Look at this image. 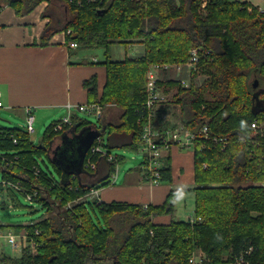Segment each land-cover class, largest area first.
<instances>
[{
	"label": "trees",
	"instance_id": "16d2710c",
	"mask_svg": "<svg viewBox=\"0 0 264 264\" xmlns=\"http://www.w3.org/2000/svg\"><path fill=\"white\" fill-rule=\"evenodd\" d=\"M43 1L0 0V9L10 4L22 15ZM48 1L43 16L50 22L43 42L70 29L68 40L79 47L106 49L100 62L106 68L103 91L100 94L96 75L85 81L88 102L117 105L121 121L100 125L73 116L71 124L62 123L58 130L54 124L61 120L51 124L40 143L22 128L0 127V175L37 191L39 204L47 209L41 220L28 225L33 234L41 230L36 236L43 243L38 253L29 248L20 256L0 252V264H189L199 249L208 257L203 264H225L250 247L251 261L264 264V135L253 133L251 127L256 119L264 121V13L248 2L231 0H207L206 6L204 0H84L82 6L76 0ZM130 43L143 44L144 54L123 60L111 57L112 45ZM194 47L200 50L202 85L193 82L184 88L166 76L162 85L166 91L167 85L178 86L174 99L181 105V122L198 135L195 186L172 190L164 203L148 207L92 198L101 180L100 161L109 163V178L124 157L109 161L98 154L92 169L85 165L88 151L85 170L79 174L56 161L54 147L64 134L93 126L101 134L110 129L111 146L138 150L142 125L136 110L146 99L150 65L188 61ZM203 126L212 138H226L224 149L221 143L205 144L199 133ZM12 134L20 136L18 144ZM42 153L58 176L43 170L36 158ZM169 153L163 157L161 182L171 181ZM2 155L17 156L14 165L5 167ZM189 191L195 194L194 214L202 222L194 226L187 220L153 222L158 215L173 213L175 202ZM17 193L21 192L9 189L12 201H18ZM83 197L72 209L67 207Z\"/></svg>",
	"mask_w": 264,
	"mask_h": 264
},
{
	"label": "crops",
	"instance_id": "0c3cea01",
	"mask_svg": "<svg viewBox=\"0 0 264 264\" xmlns=\"http://www.w3.org/2000/svg\"><path fill=\"white\" fill-rule=\"evenodd\" d=\"M231 1L248 2L252 6L262 7V0ZM48 5L49 1H43L32 12L22 15L10 4L0 9V90L5 103L2 109L24 118L25 107L33 106L36 115L40 111L48 115L55 114L56 122L67 115L68 108L72 105L74 110L72 117L81 118L74 105L88 102L85 81L96 75L101 94L106 82V68L100 63L102 60H98L97 56L90 53L96 49L68 46L65 31L58 32L46 43L43 42L44 29L50 22L49 17L43 16ZM122 48L119 51V59L122 60L144 54L143 44H123ZM130 50L133 53H129ZM121 114L120 107L115 104L108 105L104 109L100 123H119ZM106 133L108 149L122 148L111 146L110 129H107ZM168 155L172 169L171 181H163L156 185L145 180L141 166L131 168L121 182L119 176L115 179L108 178L109 163L102 159L101 180L95 184L96 192H93L92 198L106 203L117 201L160 205L166 201L172 190L193 188L195 186L193 152L174 147ZM91 179L92 177L90 181ZM102 181L109 182L101 185ZM190 200L194 201L195 210V194L189 191L175 202L173 213L158 215L153 222L169 224L172 220H187L194 211L185 214L182 206L177 207V202L185 204Z\"/></svg>",
	"mask_w": 264,
	"mask_h": 264
},
{
	"label": "built area",
	"instance_id": "2783aa9c",
	"mask_svg": "<svg viewBox=\"0 0 264 264\" xmlns=\"http://www.w3.org/2000/svg\"><path fill=\"white\" fill-rule=\"evenodd\" d=\"M67 1L72 3L75 0ZM76 1L80 6L84 4V0ZM102 1L103 0H85L86 3H101ZM203 6H205V4H203ZM258 9L261 13H264V7H259ZM65 32L67 36L72 34L70 29ZM68 46L77 48L79 45L75 40H68ZM129 48H131V46ZM210 51L211 50H209V52ZM189 54L190 58L188 61H185L186 65L191 70L196 71L198 70L200 62V50L199 48L194 47L190 50ZM181 64L182 62L178 61L175 63H156L150 65L147 75L146 99L136 110L138 112V122L142 125V142L138 148V150L144 154L141 168L146 181L153 185L161 182L163 157L168 151L174 147L186 149L193 153L195 151V143L198 135L196 132L186 128L182 124L181 119H179L181 115L180 103H176L174 99V106H172L170 93L169 91H166L165 86L162 85V83H166L167 81L162 74L164 72L172 71V68L175 67L177 69L175 70L176 73L180 75V70L182 68ZM179 81L184 88H188L191 85L188 77L183 76ZM4 106L3 93L0 90V108H4ZM106 106L98 102H86L74 105V108L80 113L95 116L100 121L103 117ZM73 111L72 105H70L67 115L61 119L60 122L54 124V130H58L62 123L71 124ZM24 119L26 121L25 125L22 127L24 133L31 138V140L36 141L32 138V136L37 133V115L33 106L25 107ZM251 127L255 130L254 133H261V135H264V125H260L257 119L251 123ZM208 131L209 129L207 126H203L199 131L205 144L207 141H211L210 145L206 144L207 146H215L214 144L221 143V146L224 149L228 143L226 138H212ZM11 137L14 144H18L20 136L12 134ZM89 151L90 155L88 157V163L85 164L88 168L96 167L94 158L97 157L98 154L104 155L109 161L116 159L115 156L107 151L103 134L95 139ZM15 158H17V156L13 158L5 155L1 156L4 166L7 168L14 165ZM117 168L118 165L115 172L112 174L113 179L118 177ZM10 188L24 194L29 203H39L37 191L30 192L26 188L21 187L20 181L15 182L0 175V189L8 192ZM72 189L73 187L70 188V190ZM77 189L78 188H76V190ZM93 192H96V189L92 190L91 195H93ZM85 197L69 202L67 207L72 209L73 202L77 203ZM3 202V195L0 190V204ZM148 205L149 204L144 206L148 207ZM187 221L191 226H194L196 223L202 222L203 219L202 217H197L195 214H192L188 217ZM29 224L32 223L23 224V227L19 229H16L15 227L10 229L7 228L8 225L1 223L0 225L4 226H0V252L9 253L10 255L15 256L14 253H19L21 255L25 249L29 248L32 254L38 253L39 248L43 246V243L37 241L36 236L41 234V230L35 229V233L33 234L28 227ZM253 252V247H250L236 256L232 261L225 264H254L250 259ZM205 261H208V257L202 249H199L193 253L189 260V264H203Z\"/></svg>",
	"mask_w": 264,
	"mask_h": 264
},
{
	"label": "rangeland",
	"instance_id": "374dc122",
	"mask_svg": "<svg viewBox=\"0 0 264 264\" xmlns=\"http://www.w3.org/2000/svg\"><path fill=\"white\" fill-rule=\"evenodd\" d=\"M48 1V0H47ZM140 1V0H138ZM206 0L203 1L202 4L207 5ZM262 7H264V1L261 2ZM206 9V8H204ZM207 11V10H206ZM69 15V14H68ZM70 16V15H69ZM67 31V30H66ZM123 44H115L110 47V54L113 59H119L120 53L119 51L122 48ZM125 47V46H124ZM106 49L104 48H96V50L90 51L92 55L97 56L98 60H103L105 55L104 52ZM144 51V50H143ZM129 53H133V51H129ZM144 53V52H143ZM141 56V55H140ZM134 57V56H132ZM182 68L180 70V75L176 73L177 70L175 67L172 68L170 72H164L162 75L169 78L172 81H179L181 77L185 76L190 79V83L195 82L197 86L202 85V81L205 78V75L202 73V69L199 65L198 70L194 71L191 70L187 65L186 62H182ZM168 76H167V75ZM194 76V78H193ZM180 83V81H179ZM166 85V83L164 84ZM169 88L171 104L174 106V96L177 92L178 86H170L167 85ZM166 88V86H165ZM54 116L55 114H45L43 111L37 113V122L36 128L37 133L32 136L33 139L36 140L37 143L41 142L42 137L45 135L47 128L54 123ZM79 116L83 119H86L88 122L100 124V121L92 115H87L85 113H80ZM180 119V118H179ZM26 121L22 116H17L15 113L9 112L5 109L0 108V127L3 128H22L25 125ZM260 125H264V121H259ZM254 129L252 128V132L254 133ZM105 144L107 140V133H104ZM61 141V140H60ZM58 140V142H60ZM56 145V144H55ZM107 151L110 152L113 156H122L124 157L123 162L118 164L117 173L120 177L119 182L123 181L124 177L127 175L131 168H135L137 166H141V162L144 158V154L139 150L129 149V148H112L108 149ZM39 162L41 161L42 168L45 172H53L56 176H58V172L52 163L49 161L47 156L42 153V156L36 157ZM44 160V162H43ZM88 163V160L86 164ZM93 169V168H92ZM3 195V203L0 204V224L8 225L7 228L13 229L16 226L28 224V223H35L41 220L47 213V209L45 206L39 203H29L26 199V196L22 193H19L17 198L18 201H12L11 196L8 192L0 189ZM4 205V206H3ZM183 207L185 214L189 212V214L193 213L194 211V201L190 200L183 204L182 202H177V207ZM178 218V217H177ZM185 218V216L183 217ZM97 221V219H95ZM15 256H19V253H14Z\"/></svg>",
	"mask_w": 264,
	"mask_h": 264
},
{
	"label": "water",
	"instance_id": "95a60500",
	"mask_svg": "<svg viewBox=\"0 0 264 264\" xmlns=\"http://www.w3.org/2000/svg\"><path fill=\"white\" fill-rule=\"evenodd\" d=\"M258 81L256 80L255 86ZM101 131L93 126L83 128L79 133L72 131L70 134H64L61 142L54 147L56 161L62 163L66 170L81 174L84 172L85 157Z\"/></svg>",
	"mask_w": 264,
	"mask_h": 264
},
{
	"label": "bare ground",
	"instance_id": "6f19581e",
	"mask_svg": "<svg viewBox=\"0 0 264 264\" xmlns=\"http://www.w3.org/2000/svg\"><path fill=\"white\" fill-rule=\"evenodd\" d=\"M66 2H67V0H66ZM68 3V2H67ZM84 5V4H83ZM76 6V5H75ZM96 13V12H95ZM18 194V193H17ZM74 200V199H73ZM73 200H71V201H73ZM77 200V199H76ZM82 205H84V204H82ZM142 205V204H141ZM81 206V205H80ZM89 206V205H88ZM86 207V206H85ZM90 213V212H89ZM81 214V213H80ZM78 215V214H77ZM154 219V218H153ZM151 221V220H150ZM156 226V225H155ZM99 229V228H98ZM101 230V229H100ZM194 252V251H193Z\"/></svg>",
	"mask_w": 264,
	"mask_h": 264
}]
</instances>
